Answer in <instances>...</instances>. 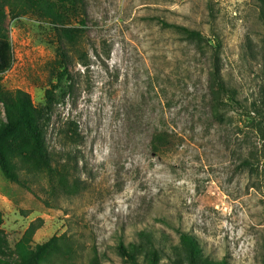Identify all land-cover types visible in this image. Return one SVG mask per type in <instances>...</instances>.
<instances>
[{
    "label": "rangeland",
    "instance_id": "rangeland-1",
    "mask_svg": "<svg viewBox=\"0 0 264 264\" xmlns=\"http://www.w3.org/2000/svg\"><path fill=\"white\" fill-rule=\"evenodd\" d=\"M2 38L0 130L20 92L47 130L0 139V264H264V0H0Z\"/></svg>",
    "mask_w": 264,
    "mask_h": 264
},
{
    "label": "trees",
    "instance_id": "trees-1",
    "mask_svg": "<svg viewBox=\"0 0 264 264\" xmlns=\"http://www.w3.org/2000/svg\"><path fill=\"white\" fill-rule=\"evenodd\" d=\"M177 27L183 29L191 37L200 36V33L195 30H191L187 27ZM12 55V45L10 41L5 38L0 39V73L11 68L13 58ZM68 73L69 72L67 69L60 73L58 84L56 85L55 89L50 91L47 95L46 116L49 121L53 116L57 104H59L61 101H65L67 97L73 92L74 82L69 81L66 78ZM218 83L221 85L220 81ZM18 101L20 106L18 117L14 121L9 122L5 128L0 130V139L10 138L15 135L21 129V127H24L34 139L35 145L40 149L44 145L47 129L45 126H42L41 121L38 118L36 108L34 107L26 92L19 93ZM164 135H158L157 139L163 141L165 139ZM1 163L5 173L10 176V170L8 169L7 163L2 156ZM141 233L143 238H146L148 241H150L149 236L145 232ZM180 245L187 250L190 257V264H229L226 259L221 261H213L206 258L198 239L188 232H181ZM121 249L125 255L129 256L134 262L137 261V243L132 244L130 248L125 246L123 243L121 244ZM150 257L151 261L156 264L157 255L154 253Z\"/></svg>",
    "mask_w": 264,
    "mask_h": 264
}]
</instances>
